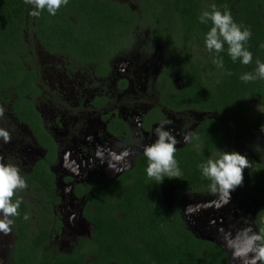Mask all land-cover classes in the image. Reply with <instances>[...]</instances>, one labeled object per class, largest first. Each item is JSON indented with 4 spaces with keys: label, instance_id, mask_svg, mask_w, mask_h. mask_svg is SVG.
<instances>
[{
    "label": "trees",
    "instance_id": "trees-1",
    "mask_svg": "<svg viewBox=\"0 0 264 264\" xmlns=\"http://www.w3.org/2000/svg\"><path fill=\"white\" fill-rule=\"evenodd\" d=\"M212 4L222 12H231L237 24L251 29L245 45L253 57L249 65L232 61L226 44L218 57L224 67L212 62L216 54L205 45L212 25L199 21L203 11L212 10ZM33 10L24 0H0V99L11 96V85L18 86L12 105L19 119L29 121L39 135L44 132L39 113L26 97L39 75L33 38L49 53L67 56L72 70L93 66L98 77L110 73V62L116 55L138 43H145L150 52L159 44L168 59L156 81L162 92L160 101L175 110H209L212 114L204 117V131L199 127L193 133L199 139L176 149L179 177H165L160 183L150 179L148 161L142 156L136 167L119 179H96L89 189L81 187L78 194L89 197L84 216L93 229L67 252L49 247L54 233L62 232L61 220L52 213V203H59L60 198L55 195L54 174L49 169L55 157L51 150L48 161L41 159L33 176L21 174L27 185L30 180L34 185L44 178L49 181L42 188L48 205L44 211L40 205L27 202L26 190L17 192L14 199L20 198L22 203L20 215L13 218L16 242L6 264H232L224 247L197 236L185 224L180 204H167L163 188L173 186L178 195L210 193V182L198 165L215 159L212 154L221 138L228 152L233 151L230 144L233 146L239 134L252 154L260 153L256 139L264 126V79L245 83L240 77L255 74L257 60L264 63V0H68L55 15L45 9L34 17L30 15ZM28 60L33 61L31 70L36 72L33 80L25 66ZM172 73L181 77L182 88L174 87L169 79ZM126 82L120 81V88ZM107 101L105 96L96 99V103ZM154 110L146 125L154 118H163L159 106ZM113 123L110 131L114 135L127 131L121 119L114 118ZM246 157L251 159L252 169L243 170L238 190L257 201L255 227L259 232L264 229V165L248 154ZM37 197L41 199L39 194Z\"/></svg>",
    "mask_w": 264,
    "mask_h": 264
},
{
    "label": "flooded vegetation",
    "instance_id": "flooded-vegetation-1",
    "mask_svg": "<svg viewBox=\"0 0 264 264\" xmlns=\"http://www.w3.org/2000/svg\"><path fill=\"white\" fill-rule=\"evenodd\" d=\"M25 39L28 40V42L30 40L29 37ZM31 41L36 44L35 46L33 44V47L36 55V64L38 66L36 68L39 72V75L38 78L33 80L34 75L36 74L35 71L31 70V67H33V61H25V66L28 67L29 75L32 77L34 84L33 89L27 90L26 97L32 101L34 108L39 113V120L41 125H38L43 127V135H39L38 133L34 132L33 127L31 126L29 121H21L19 119L20 116L17 115L18 112L12 105V101L17 99L15 90L18 86L16 87L15 85H11L8 89L9 92H11V96H6L4 100L0 99V107L4 109V115L3 117H1V119H4V121H8L16 125L18 124V126H23L28 132V136L25 138V143L21 147V149L28 151L21 152L25 155V157H15L12 155L11 161L10 159H8V162L10 161V163L15 164L19 167L21 174L25 173L28 177L33 176V173L36 171V168L38 167L41 159L44 161H48L49 152L51 150L54 151V162L51 163L49 169L54 174L55 195L60 198L59 203H52V213L53 216L57 219L62 220L58 212V208L62 206V200L68 198L67 202L70 203L71 197L78 201L79 204L82 202L81 213L85 218L84 209L89 197L86 193H83L81 195L78 194L81 187H83V189H89L91 182L96 179H119L121 175L130 170H133L137 165V161L142 156L145 157L143 155L144 146L155 142L156 136L154 135V129L161 121H172V123L170 125H166V127H171L175 131V133H177L176 137L181 142L176 145V149H182L190 144H185L183 142V134L194 133L199 127L200 131H204L202 127L204 117L208 116L209 113L212 114V112H210L209 110L196 111L195 109L190 108L184 110H175L167 107L160 101L162 92L160 93L161 88L156 84V81L158 75L164 69V66L167 63L168 59H166V57L162 53V47H160L159 44L156 50H152V52H150L147 47H144L143 44L145 43H143L142 45L141 43H138L126 52H122L116 55L111 60L110 64L112 70L114 67V61L117 57L121 56V54L131 56L130 58L136 59V61L141 55H143V62L145 61L144 57L146 55L148 58V63L150 65L149 74L142 75V78L140 79L132 76H123L120 81L126 80L127 82L125 86L120 88L118 83V87L115 90L109 87L106 80L108 77H110L112 70L107 76L104 77H98L95 73V70L91 69L93 68V66H86L82 69L79 68L74 71L70 68V64L66 60L67 56H64L62 54H51L46 51L36 41L35 38H33V40ZM41 51H45L52 56L62 57L63 62L61 64V69H64L65 72H67L66 75H76L81 72H86L89 80H91L89 82L90 87L93 88L94 92L85 91L83 93H80L79 95H74L68 94L61 88L49 86L43 76V67L39 55ZM169 75V79L171 80L174 87L182 88L181 77L177 73H172ZM99 79H104L105 81L98 84L97 80ZM141 84L145 86V89L141 94V100L139 104H137V102H134L133 99L134 90L137 89V85ZM109 92L119 93L118 99L115 100L114 98H112ZM102 96H105L107 98V103H96V99ZM8 98L10 99L8 100ZM127 102H130L129 105H134L137 108L138 112L140 113L139 117L141 128L144 132L150 133V139H140L135 143L134 147L128 148L123 153H120V155H116L117 153H114L115 156L112 157L111 153H108L107 151H100L97 146L107 147L104 144L108 137V134L109 137L118 139H126L131 134L134 125L132 124L133 120L129 115H126L124 111H121V108L123 106H126L124 104H126ZM156 106H159L163 118L160 120L154 118V121H152L150 125H146V118H150L148 116L152 114L154 116V109ZM28 117L29 115L27 116V118ZM114 118L121 119L127 128V131L123 132V134L120 136L114 135L110 131V129L115 126L113 123ZM100 120L101 122L105 123L106 138L104 137V133L100 130V126H97L100 124ZM50 125L61 131L60 138L62 139V141H60L55 136V133H57V131H52L50 129ZM204 129L206 130L207 128ZM263 135L264 133H261L259 138L256 139L257 145L259 146L258 150L260 153L255 152V154H252L251 150L244 142V139H241L243 137L239 134L235 135L233 146L230 144V147H233L235 150L237 149V152L243 155L248 154L256 162L260 161L264 165V162L262 161V158L264 157V141H262ZM0 140H3V138L1 137ZM194 143L196 144V146H198V143ZM76 145H80V149L83 151H89L92 156L100 155V157L104 159V161H108L109 158H111L112 163L108 165V167H110L108 175L94 176L87 180L79 181L76 179V173L73 176L70 173V176L63 177V181L68 182V184L63 183L60 179L62 173L59 165L62 164V160L68 165L69 155L71 153H76ZM222 151H226L224 138L220 139V142L218 143V149L212 154L213 157H218ZM18 152L16 153L17 155ZM5 154L8 155L6 152ZM25 158H28L29 160L26 161ZM67 168L69 169L70 167L68 166ZM115 171V175H112V172ZM48 182L49 181L44 178L39 184H36L35 182L34 185V183L30 180L27 188L25 189L26 192H28V195L26 196L27 202L40 205V207L44 209V211L47 210L48 202L47 198L45 197V192L42 188L45 187ZM65 185H67V188H64ZM37 194L41 196V199H38ZM42 195H44V197ZM242 217H244V219L246 220V217L244 215ZM85 220L87 223L91 224L86 218ZM256 220L257 215L255 211V213L251 215V218L249 220L253 222L254 227L256 226ZM62 227L63 223L61 224V229H63ZM256 227L255 230H257ZM56 235L58 234L56 233Z\"/></svg>",
    "mask_w": 264,
    "mask_h": 264
},
{
    "label": "rangeland",
    "instance_id": "rangeland-1",
    "mask_svg": "<svg viewBox=\"0 0 264 264\" xmlns=\"http://www.w3.org/2000/svg\"><path fill=\"white\" fill-rule=\"evenodd\" d=\"M39 55L43 67V76L49 86L61 88L68 94L74 95H79L85 91L94 92L93 88L90 87L89 82L91 80H89L86 72H81L76 75H66L67 72L61 69V64L63 62L62 57L52 56L45 51H41ZM130 57L131 56L121 54V56L117 57L114 61L112 73L110 77L106 79L110 88L116 90L123 76H132L140 79L142 75L149 74L150 65L146 55L144 57V62L142 61L143 55H141L137 61ZM104 81V79H99L97 83L99 84ZM144 89L145 86L141 84L137 85V89L134 90L133 99L137 104H139L141 100V94ZM109 93L112 98L115 100L118 99L119 93ZM129 104L130 102H127L124 104L126 106L120 108L122 112L124 111V113L129 115L133 120L132 124L134 125L131 134L126 139L111 138L108 134L104 144L107 147L97 146L100 151L111 153L112 157L115 156L114 153L120 155V153H123L128 148L134 147L135 143L140 139H150V133L144 132L141 128L140 113L134 105ZM256 112L257 111H255V113ZM97 126H100V130L104 133V137L106 138L105 123L100 120V124ZM166 128L170 129L173 134L177 136V133H175L171 127ZM0 129L7 131L11 136V140L8 143L0 140V158H2L0 162L10 163L12 155L15 157H25L21 152L28 151L21 149V147L25 143V138L28 136L26 128L18 126V124L16 125L4 121V119L0 117ZM50 129L52 131L56 130L57 133H55V136L62 141L60 138L61 131L52 125H50ZM262 141H264V136L262 137ZM75 148L76 153H71L69 155L68 165L63 160L61 161L62 164L59 165L62 173L60 179L63 183L68 184V182L63 181V177L70 176V173L72 176L76 173V179L79 181L87 180L94 176L108 175L110 168L108 165L112 163L111 158H109L108 161H104L100 155L92 156L89 151L81 150L80 145H76ZM5 152L8 155H6ZM17 152L18 155L16 154ZM8 159H10L9 162ZM25 159L26 161L29 160L28 158ZM262 161L264 162V157ZM66 166L70 168L68 169ZM115 173L116 171L112 172V175H115ZM64 188H67V185H65ZM163 192L167 204H180L185 224L197 236L209 238L219 243L229 252L232 264H243L242 259L234 258L233 249L229 247L228 241L235 239L238 234L242 233V231L248 227L256 231L253 222L249 221L258 205L253 195L243 194L237 187L231 192V201L227 204H222L219 202L218 197L211 193L203 196L202 192L191 191L183 193L182 195L179 194V196L177 189L173 186H165ZM67 201L68 198L62 200V206L58 208L63 223L62 232L58 235L54 233L49 244V247L55 251L67 252L71 250L78 238L90 236L93 229V226L86 222L81 213L82 202L79 204V202L72 197L70 203ZM243 215L246 217V220L242 217ZM15 242L16 238L12 231L8 235L0 233V264H6L10 252L9 250L14 246Z\"/></svg>",
    "mask_w": 264,
    "mask_h": 264
},
{
    "label": "clouds",
    "instance_id": "clouds-1",
    "mask_svg": "<svg viewBox=\"0 0 264 264\" xmlns=\"http://www.w3.org/2000/svg\"><path fill=\"white\" fill-rule=\"evenodd\" d=\"M25 4L32 5L31 16L39 17L43 10L51 15L64 5L68 0H24ZM211 11H203L199 16L201 23L211 22V28L205 37V45L210 53H215L217 58L213 63L218 68H223V59L218 58L219 54L225 50L232 61L239 60L244 65L252 62V53L245 47L252 36L250 28L237 24L231 12L220 11L215 4L211 5ZM257 68L255 74L244 73L240 79L245 83L264 79V63L256 61ZM231 75V72L227 73ZM4 109L0 107V117H3ZM172 121L163 120L154 129L156 140L154 143L144 146L143 155L148 164L146 168L147 176L159 183L165 177L173 178L180 176V169L175 158L176 145L181 141L166 128ZM264 133V126L261 128ZM264 136V135H263ZM0 137L5 143L10 142V134L0 129ZM193 139H199L193 133H184L183 142L191 143ZM232 152L222 151L215 159L209 158L206 163H201L198 167L201 174L209 183V192L218 197L219 202L227 204L231 201V192L243 184V170L252 169V161L246 155L232 147ZM2 160V158H0ZM27 182L21 175L20 169L12 163L0 162V233L8 235L12 231L15 217L20 215L19 208L22 199L16 198L17 192L27 188ZM170 186V185H169ZM27 220V214L23 217ZM229 247L233 249L234 258L242 259L243 264H264V229L259 232L248 227L238 234V236L228 241Z\"/></svg>",
    "mask_w": 264,
    "mask_h": 264
}]
</instances>
